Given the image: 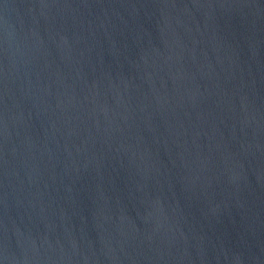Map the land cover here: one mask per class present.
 <instances>
[{"label": "water", "instance_id": "1", "mask_svg": "<svg viewBox=\"0 0 264 264\" xmlns=\"http://www.w3.org/2000/svg\"><path fill=\"white\" fill-rule=\"evenodd\" d=\"M0 264H264V0H0Z\"/></svg>", "mask_w": 264, "mask_h": 264}]
</instances>
